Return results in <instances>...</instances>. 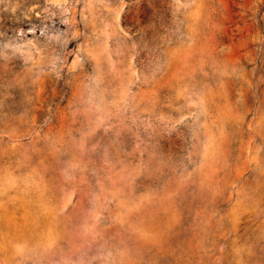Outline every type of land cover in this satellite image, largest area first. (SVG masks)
I'll use <instances>...</instances> for the list:
<instances>
[{
	"label": "rangeland",
	"instance_id": "obj_1",
	"mask_svg": "<svg viewBox=\"0 0 264 264\" xmlns=\"http://www.w3.org/2000/svg\"><path fill=\"white\" fill-rule=\"evenodd\" d=\"M0 264H264V0H0Z\"/></svg>",
	"mask_w": 264,
	"mask_h": 264
}]
</instances>
